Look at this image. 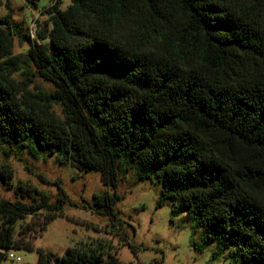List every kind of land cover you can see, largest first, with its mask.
Segmentation results:
<instances>
[{
  "label": "trees",
  "instance_id": "obj_1",
  "mask_svg": "<svg viewBox=\"0 0 264 264\" xmlns=\"http://www.w3.org/2000/svg\"><path fill=\"white\" fill-rule=\"evenodd\" d=\"M59 4L43 7L35 37L10 9L0 16L3 156L99 172L106 189L93 205L115 222L122 178L157 183V207L167 202L172 217L204 228L218 244L213 257L264 264V0ZM15 38L27 44L23 56ZM0 182L15 197L0 199V250L31 251L68 196L56 182L53 203L14 184L8 165ZM36 251V264H125L101 247Z\"/></svg>",
  "mask_w": 264,
  "mask_h": 264
},
{
  "label": "rangeland",
  "instance_id": "obj_2",
  "mask_svg": "<svg viewBox=\"0 0 264 264\" xmlns=\"http://www.w3.org/2000/svg\"><path fill=\"white\" fill-rule=\"evenodd\" d=\"M7 1L9 8L7 7ZM64 8L69 0H58ZM50 0H38L36 8L26 0H0V16L11 10L15 21L30 29L35 37V20H46L43 7ZM27 44L14 39L13 54L24 55ZM16 79H21L15 75ZM33 82L42 88L51 89V85L40 78ZM56 114L59 107L54 106ZM8 165L13 171L14 184H29L43 192L53 203L59 196L58 183L68 196L61 213L50 221L42 234L32 240L31 251L22 249L0 250L4 256L0 264H36L37 249L62 256L68 247L99 248L114 254L125 264H227L221 257H213L217 242L205 241L204 228H192V219L186 214L172 217L170 204L157 207L161 186L150 181L134 183L126 175L118 183L116 192L121 196L114 206L116 220L96 212L93 194L101 193L103 186L100 174L94 170L80 173L66 164H58L53 157L33 159L27 153L10 155L5 158L0 146V166ZM43 177L47 182L40 179ZM13 190L0 182V199L14 200ZM27 202H30L28 199ZM40 213V212H38ZM37 218H42L39 215ZM30 216L25 221L28 222ZM133 227V228H132ZM18 224L15 226L17 231ZM8 253L19 257L20 261H11Z\"/></svg>",
  "mask_w": 264,
  "mask_h": 264
},
{
  "label": "built area",
  "instance_id": "obj_3",
  "mask_svg": "<svg viewBox=\"0 0 264 264\" xmlns=\"http://www.w3.org/2000/svg\"><path fill=\"white\" fill-rule=\"evenodd\" d=\"M7 257H8L11 261H15V262H19V261H20V258L14 256L13 253H8V254H7Z\"/></svg>",
  "mask_w": 264,
  "mask_h": 264
},
{
  "label": "water",
  "instance_id": "obj_4",
  "mask_svg": "<svg viewBox=\"0 0 264 264\" xmlns=\"http://www.w3.org/2000/svg\"><path fill=\"white\" fill-rule=\"evenodd\" d=\"M3 257V255L0 253V259Z\"/></svg>",
  "mask_w": 264,
  "mask_h": 264
}]
</instances>
